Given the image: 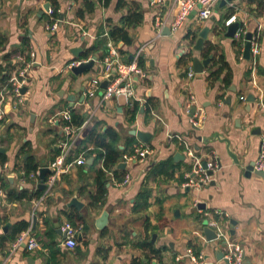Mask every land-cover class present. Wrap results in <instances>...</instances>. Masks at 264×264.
<instances>
[{
    "label": "crops",
    "instance_id": "crops-1",
    "mask_svg": "<svg viewBox=\"0 0 264 264\" xmlns=\"http://www.w3.org/2000/svg\"><path fill=\"white\" fill-rule=\"evenodd\" d=\"M89 1L91 10L81 16L78 12L86 9V0H59L62 20L58 30L50 33L45 29L43 9L48 0H0V147L5 148L0 153L7 156L0 165L5 184L0 188V264H139L143 258L157 264H192L175 260L188 247L203 249L208 264H226L217 253H229L238 242L245 250L244 264H264V177L246 175V166L258 158L264 136V107L252 103L248 111L246 101L250 94L264 100V14H258L247 0H218L209 19L192 14L179 29L172 30L180 0L155 4L152 0H126L129 4L123 8L118 6L119 0L108 4ZM129 8L141 12L142 20L127 26L130 44H116L123 56L143 55L147 72L145 78H134V115L133 103L125 97L102 100V84L94 96L84 95L89 81L101 74V60L107 52L104 47L87 57L84 53L95 44L101 29L106 36L110 25L123 24ZM232 9L243 25V35L240 30L230 37L226 35L228 26L221 28ZM167 27L170 33L165 31ZM204 27L210 28L208 37L201 50L194 49ZM248 32L258 37L255 60L244 54ZM190 51L201 60L211 57L203 71H194L192 77L188 72L193 60L182 58ZM30 52H35L36 62L28 71L27 91L18 97L9 85L22 68L19 56L28 59ZM89 57L97 60L87 72L73 75L72 69L62 71L70 61ZM191 96V108L206 114L197 130L190 123ZM68 107L74 123L84 117L83 123L75 124L78 130L70 139L68 161L83 155L86 162L73 164L43 191L38 188L39 174L32 177L31 173L28 180L24 177L25 165L29 161L37 170L50 168L67 139L60 112ZM94 126L101 132L116 130L120 150L132 139L134 149L148 144L155 150L144 162L126 163L122 157L117 172H107V192L96 203L93 196L98 194L101 163L95 162V152L89 153L95 145L88 140ZM132 130L151 133L150 141L142 142ZM182 140L202 162L211 154L220 159L221 169L201 189L181 185L196 163ZM225 140L242 164L234 162ZM178 152L184 157L176 159ZM169 158L173 165L160 172L153 169ZM123 162L126 165L121 167ZM127 172L132 182L122 186L119 182ZM142 187L151 191L149 206L135 210ZM9 189H26L29 197L9 201ZM74 197L82 203L80 207L71 205ZM104 211L108 220L101 228ZM22 220L29 222L28 229L40 241L35 251L24 247L10 251L8 233ZM206 220L216 222L212 228L217 239L207 240L203 232ZM66 222L82 227L74 249L64 244L62 226Z\"/></svg>",
    "mask_w": 264,
    "mask_h": 264
},
{
    "label": "built area",
    "instance_id": "built-area-1",
    "mask_svg": "<svg viewBox=\"0 0 264 264\" xmlns=\"http://www.w3.org/2000/svg\"><path fill=\"white\" fill-rule=\"evenodd\" d=\"M163 0H152V4L162 2ZM218 0H180V6L175 20L172 23V30L179 29L184 22L192 14H196L199 19L206 20L209 19L213 14L214 5ZM60 12V9H59ZM47 15V21L45 24V29L54 33L58 30L59 24L62 18L55 16L54 8L50 6L45 10ZM238 20L236 13L230 15L224 22L225 26H230L233 22ZM161 25V19L157 21V26ZM240 31V29L238 30ZM106 36L108 32H106ZM258 37L254 36L251 40V56L255 60L257 54L259 53V45L257 41ZM247 39L244 40L243 46L246 44ZM107 54L101 60L102 68L101 74L97 77L92 78L89 81V84L84 91L85 96H94L98 91L101 90V84L104 80H108L109 84L107 88H104L100 91L102 100H109L112 98L125 97L128 102L131 104L134 102L135 98V89L134 81L136 78H145L147 77V72L139 64L140 53H137L133 60H127L125 56L121 54L120 49L118 48L115 41L109 39L107 42ZM20 61L22 62V68L19 72L17 78L13 82L12 93L18 97H21V88L27 82L28 71L32 64L36 62L35 52H30L28 59L23 56H19ZM92 58H78L70 61L65 65L62 71L71 70L75 66H79L82 63L90 61ZM189 76L192 77L195 75L193 66L189 70ZM113 76V80H109V77ZM135 78V79H134ZM1 98H3L2 92L0 93ZM194 96H191V101L188 104V109L191 108V103L193 102ZM241 99H245L244 96ZM22 101V99H19ZM260 104L264 107V100L260 97ZM203 111V110H202ZM60 116L63 121L62 133L67 138L62 142L61 153L56 157V159L51 163L50 169L51 172L47 177L45 184L47 189L51 188L60 174L67 172L73 164L84 165L86 159L83 155H80L73 161H68V149L71 144L70 139L78 130L73 123L72 117V108L68 107L60 112ZM206 121V114L204 112H194L190 114V123L192 128L197 130L201 128ZM185 144V147L188 151L189 156L196 159L192 170L186 174L185 180L182 182L183 188L188 189H201L204 186H207L211 182V174L221 169L220 159L211 154L205 162H202L200 158L194 155L193 148L185 141L182 140ZM155 150L151 148L148 144H141L135 147L133 153L124 154L123 160L126 163H132L133 161L144 162L145 158L148 155L154 154ZM103 166V161H101ZM254 168L257 171H264V136L261 138L260 150L258 158L255 160ZM106 172L110 173L109 169H105ZM39 174V170L32 173V177H36ZM112 175V173H110ZM132 182V175L127 172L124 178L119 182L122 186H127ZM208 221V226L212 227L216 224L215 221ZM82 227L75 226L71 222H66L62 226V232L65 234L64 244L70 249H74L78 245V236L81 233ZM217 232V231H216ZM218 235V233H217ZM24 247L28 251H35L40 247V241L37 237L31 234L30 230L27 229L21 232L14 241L10 244V251H15L18 248ZM177 262L187 260L192 264H208V259L206 257L205 251L203 249L196 250L193 247H188L184 252H180L175 256ZM219 260L225 261L226 264H244L245 263V250L241 243H235L229 253L224 254L223 257Z\"/></svg>",
    "mask_w": 264,
    "mask_h": 264
},
{
    "label": "trees",
    "instance_id": "trees-1",
    "mask_svg": "<svg viewBox=\"0 0 264 264\" xmlns=\"http://www.w3.org/2000/svg\"><path fill=\"white\" fill-rule=\"evenodd\" d=\"M51 3V6L54 8V14L55 16H59L62 17L63 14L61 12H59L60 9V3L59 0H48ZM86 9H79V14L82 16L86 11H90L92 8V2L89 0H86ZM110 0H104L105 4H108ZM248 4L250 6H253L254 10L258 13V14H264V0H247ZM129 3L126 2V0H119L118 6L123 8L126 7V5H128ZM130 10H128L124 15H123V24H119V25H110L109 29H108V35L109 36H103L102 29L99 33V35L96 38V42L93 46H91L90 48L87 49V52L84 53V55L87 57L89 56V54L91 52H96L99 49H106L107 52V42L109 39H112L115 42H119V41H123L126 45L130 44L132 42V38L127 30V26L135 23V22H140L142 20V13L138 12L136 10H132L131 8H129ZM232 9L231 12L228 14L229 16L232 15L233 13H235V11ZM227 16V17H229ZM140 20V21H139ZM225 27L224 23L221 25V28ZM240 32L243 35V25L240 28ZM27 43L28 40H25ZM237 43V41H236ZM239 45V47H242V43H237ZM2 45V42H1ZM27 45V44H25ZM122 53L123 50H121ZM207 53V52H206ZM134 54L133 55H128L127 57L125 56V58H127V60H133ZM7 58V55H6ZM184 60H193V54L190 52H188L187 54L184 55ZM223 60V57L220 59V61ZM144 57L143 55L139 56V64L143 67L144 66ZM217 63V62H216ZM2 69V67L0 66V70ZM213 74V73H212ZM215 75V73L213 74V76ZM6 78V76H5ZM6 80V79H5ZM9 89L10 92H12L13 90V85L10 84L9 85ZM1 93V90H0ZM0 100H1V95H0ZM134 107L131 111L132 115L135 114V112L137 111V104L135 102H133L132 104ZM80 120H75L74 125H80L81 123H83L84 117H79ZM88 140L90 142H92L95 147L94 150H91L89 153H96V155L94 156L95 162L98 161L101 163V161H103V166L100 164V169L98 170V176H99V188H98V194L96 196H93V202H99L104 198V194L107 192V184H108V176L107 172L105 169H112L115 172H117L116 168L117 165L120 161V159L124 156V154L128 153H132L134 151V144H135V140L132 139L129 141V144L126 146V148L124 150H120L118 147V143L120 142V135L119 133L114 130V129H108L104 132H101L100 129L97 126H94L90 132V135L88 137ZM72 158V156H70V159ZM7 161V156L5 153H0V165H3L5 162ZM170 165H173L171 158L164 160L160 163H158L157 165H153V169H156L158 172H160V169H165L168 168ZM38 169V166L35 163H30L29 161L26 162L25 165V173H24V177L28 180L29 176L31 173L36 172ZM0 188L1 187H5V184L3 183V175L0 173ZM2 185V186H1ZM39 192V191H37ZM8 193V200L12 201V200H22L24 198L29 197V192L28 190L24 189L21 191H17L16 189H9L7 191ZM150 197H151V191L149 189L143 188L140 191L137 200H135V205H134V209H143V208H147L149 206V201H150ZM29 228V222L22 220V221H18L16 222L10 229L8 235H10L11 237V241H14L16 239V237L23 231L27 230ZM143 245H145V243H142ZM146 245L150 246V243L147 242ZM196 249V248H195ZM198 250V249H196ZM154 253L157 252V250H153ZM139 264H142L141 261L139 262Z\"/></svg>",
    "mask_w": 264,
    "mask_h": 264
},
{
    "label": "water",
    "instance_id": "water-1",
    "mask_svg": "<svg viewBox=\"0 0 264 264\" xmlns=\"http://www.w3.org/2000/svg\"><path fill=\"white\" fill-rule=\"evenodd\" d=\"M229 1H235V0H222L223 3H228ZM50 6H51V3L47 2L44 5V8H43L44 11L47 10ZM240 26H241V22L239 20H237L236 22H233L230 26H228V31H227L226 35L230 36V37H234L236 35L237 31L240 29ZM164 29H165V31L167 33H170V31H171L169 27L164 28ZM209 30H210L209 27H204L199 32V37H198V39H197V41H196V43L194 45V49L201 50L203 48V44H204L205 39L208 37ZM246 39H247V42L245 44L244 54H245L246 58H250V56H251V52H250L251 40L253 39V34L251 32H248L246 34ZM76 55H77V57H79L80 54L76 53ZM96 60H97V58L93 57L90 61L82 63L79 66L73 67L72 68L73 75H81V74L87 72L88 70H90L91 68L94 67ZM210 61H211V57H209V58H207L205 60H201L198 56H194L193 57V69H194V71L196 73H201L203 71L204 66H207ZM109 80H113V76H110ZM108 84H109V81L108 80H104L102 82V87L103 88H107ZM27 89H28L27 86H23L21 88V94H24L27 91ZM246 101L248 102V106H247V110L248 111L251 110V104L252 103H256L257 102V104L259 106H262L260 104V99L257 98L256 96H254L253 94H250L246 98ZM195 111H196V107L194 106V107L191 108V113H193ZM132 134L136 135L144 143H148L150 141L151 136H152L151 133L145 132V131H141V130H132ZM217 138H219V136ZM199 139H202L204 141H208V138L199 137ZM225 142H227V144H228V151H229L231 157L234 159V162L237 163V164H242L241 159L238 158L236 156V154L233 153L232 150H230V142H229V140H225ZM4 151H5V148L4 147H0V152H4ZM181 156L184 157V155H182L181 153L178 152V153H176L175 158L179 159ZM254 163L255 162H251L250 164H248L246 166V175L250 176L252 173H255V174H258V175L264 177V171L255 170ZM125 165L126 164L124 162L120 164L121 167L125 166ZM50 172H51V169L48 168V167H42V168L39 169V176H40V179H41V181H40V183L38 185L39 189L44 191L47 188V185L45 184V181H46V178H47V176H48V174ZM71 205L80 207L82 205V203L79 202L78 199L74 197L72 202H71ZM107 220H108V212L104 211L103 214H102V217L100 219V223L101 224H99V227L103 228ZM9 226H10V223L7 224L4 227V230H6ZM203 232L206 235V238H207L208 241L217 239V237H218L216 230L213 229L212 227L208 226V221L207 220L204 222ZM64 236H65V234H64ZM223 255L224 254L221 251L218 252L217 253L218 259H221L223 257ZM141 263L142 264H157L156 262L154 263V262L149 261L148 258H143Z\"/></svg>",
    "mask_w": 264,
    "mask_h": 264
}]
</instances>
